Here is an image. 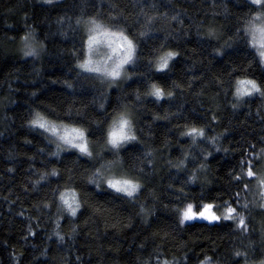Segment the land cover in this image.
Here are the masks:
<instances>
[{"label":"trees","instance_id":"16d2710c","mask_svg":"<svg viewBox=\"0 0 264 264\" xmlns=\"http://www.w3.org/2000/svg\"><path fill=\"white\" fill-rule=\"evenodd\" d=\"M261 11L250 0H0V264H264V64L243 31ZM92 17L137 45L131 78L115 86L78 67ZM26 36L38 58L23 56ZM168 50L177 57L157 73ZM239 79L261 93L238 101ZM35 111L84 128L92 156L58 149L30 125ZM122 113L137 139L111 150L106 131ZM192 128L204 133L195 144ZM110 171L141 187L109 189ZM188 205L230 206L245 227L181 223Z\"/></svg>","mask_w":264,"mask_h":264},{"label":"clouds","instance_id":"9594fccd","mask_svg":"<svg viewBox=\"0 0 264 264\" xmlns=\"http://www.w3.org/2000/svg\"><path fill=\"white\" fill-rule=\"evenodd\" d=\"M48 2H51V0H48ZM260 2L262 4L264 0H260ZM82 26L86 34L87 52L86 57L78 64L79 69L86 73L95 74L102 82L113 86L120 80L130 79L131 77L127 72V68L136 60L137 45L127 35L126 31L123 28L109 26L95 17L82 21ZM243 31L247 37L249 48L260 62L264 64V11L257 12L249 18L244 25ZM24 41L25 43L22 48L23 56L25 58H38L41 54V47L34 43V37L30 38L26 36L24 37ZM176 57L177 54L171 50L160 53L154 62V70L157 73L167 71L171 62ZM148 87V94L158 103L165 99L163 86L158 81H153ZM248 93H261V89L251 79H239L236 82L235 98L238 101H242L244 97L249 96ZM30 125L55 138L58 149L63 148L64 151L78 150L79 154L88 157L92 156L86 139L87 132L84 128L65 123H56L40 111H35ZM193 129H190L185 135ZM199 130L203 132L202 129ZM203 135L198 131L187 136H191L192 142L195 144L198 138H203ZM106 139L107 144L113 150H119L122 146H126L128 142L137 139L133 132L132 120L126 113L120 114L111 122L106 131ZM85 147L87 148V152L82 151ZM124 180L129 179L110 177L106 179V186L114 190L109 187V184ZM118 187L121 188V193L127 191L135 194L141 185L132 182V185L120 184ZM70 203L72 210H75L77 208L76 195L74 199L70 200Z\"/></svg>","mask_w":264,"mask_h":264},{"label":"snow or ice","instance_id":"6c2138e0","mask_svg":"<svg viewBox=\"0 0 264 264\" xmlns=\"http://www.w3.org/2000/svg\"><path fill=\"white\" fill-rule=\"evenodd\" d=\"M251 3L254 5H261L260 0H251ZM249 83H253V82H249ZM253 86H255V85L253 84ZM257 91H259V89H257ZM248 95L252 96L253 94L248 93ZM262 95H264V93H262ZM198 131L200 132L201 135H203V132L201 130L195 129V128L191 132L187 133V135H192L193 133L198 132ZM82 151L87 152V148L85 147L84 149H82ZM53 175H55V172H53ZM247 176L253 177L254 176L253 171L249 170L247 172ZM257 182H258L259 187L261 189H264V178H258ZM120 184L132 185V181L131 180L115 181L113 183H110L109 187L113 188L114 191H116L117 193H121V188L118 187V185H120ZM136 187H138V186H136ZM123 194H125L128 197H132V195H134L133 193L127 192V191H125ZM260 195L262 197H264V191H262L260 193ZM74 198H75V193H72L71 196H69L68 193L61 194V196H60V200L67 207V209L70 211V215L72 217L76 216L77 210L79 209V204L77 203V208L75 210H72L70 200L74 199ZM245 207H247V205H245ZM211 209H212V205H206L204 210L199 213V217L206 219V220H209V221H219L221 219V217L212 213ZM233 213H235V209L229 206L226 210V214L223 216V219L224 220L238 219V227H245L244 217L242 215H239V214H236V216H234ZM195 217H196V214L193 213L192 206L188 205L187 210L183 212L181 223H183L184 221H190V220L194 219ZM237 255H240V253H237Z\"/></svg>","mask_w":264,"mask_h":264},{"label":"rangeland","instance_id":"374dc122","mask_svg":"<svg viewBox=\"0 0 264 264\" xmlns=\"http://www.w3.org/2000/svg\"><path fill=\"white\" fill-rule=\"evenodd\" d=\"M251 1V0H250ZM263 4V3H262ZM261 4V5H262ZM261 5H258V6H261ZM24 43H25V41H24ZM87 52V51H86ZM86 73V72H85ZM121 81V80H120ZM119 82V81H118ZM256 93H254L253 95H255ZM129 117V116H128ZM52 139H54V138H52ZM87 139V138H86ZM129 143V142H128ZM89 146V145H88ZM110 147V146H109ZM111 148V147H110ZM111 150H113V149H111ZM107 177L108 178H110V177H115V178H123V179H127L126 177H124V175H123V173H120L119 171H114V172H112V171H110V172H108V175H107ZM105 185H106V183H105ZM121 194H123V193H121ZM123 195H125V194H123ZM187 209H185V211H186ZM204 210V209H203ZM203 210H200L199 212L198 211H194L193 210V213H195L196 214V217L194 218V219H192V221L193 220H202V221H206V222H208V223H217V222H221V221H223L224 219H223V216L226 214V210L227 209H217V207L216 206H212V209H211V212L212 213H214L215 215H217V216H219V217H221V219L219 220V221H209V220H206V219H203V218H200L199 217V213L201 212V211H203ZM231 220V219H230ZM224 221H227V220H224Z\"/></svg>","mask_w":264,"mask_h":264}]
</instances>
